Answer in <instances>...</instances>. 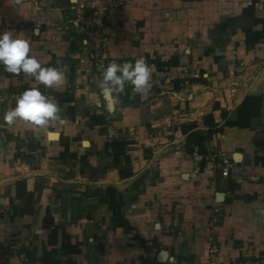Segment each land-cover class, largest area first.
Instances as JSON below:
<instances>
[{"label": "crops", "instance_id": "obj_1", "mask_svg": "<svg viewBox=\"0 0 264 264\" xmlns=\"http://www.w3.org/2000/svg\"><path fill=\"white\" fill-rule=\"evenodd\" d=\"M114 1L107 60L143 56L154 73L110 112L65 20L74 0H0V33L65 74L49 89L0 66V95L39 87L64 121L9 126L16 102L0 104V264H208L213 242L221 261L264 258V0ZM248 95L255 127L225 125Z\"/></svg>", "mask_w": 264, "mask_h": 264}, {"label": "clouds", "instance_id": "obj_2", "mask_svg": "<svg viewBox=\"0 0 264 264\" xmlns=\"http://www.w3.org/2000/svg\"><path fill=\"white\" fill-rule=\"evenodd\" d=\"M19 4L21 0H14ZM30 38L23 33L13 36L12 30L0 33V66L4 71L25 79H34L37 85L53 89L60 87L65 74L59 67H45L32 54ZM154 66L148 64L143 56L136 58L134 64L127 62L117 64L111 62L107 67L102 66V81L99 85L102 93L111 97L108 110L111 112L123 93L126 85H131L133 92L145 95L150 91ZM115 94V95H113ZM17 121H23L36 127L48 128L57 122L63 123L61 108L51 97L31 87L16 97L15 107L4 115V122L12 126ZM87 144V142H84Z\"/></svg>", "mask_w": 264, "mask_h": 264}, {"label": "built area", "instance_id": "obj_3", "mask_svg": "<svg viewBox=\"0 0 264 264\" xmlns=\"http://www.w3.org/2000/svg\"><path fill=\"white\" fill-rule=\"evenodd\" d=\"M119 3L114 0H74L71 3L70 11L65 14L67 23H77L81 30L86 35V41L93 49V57L96 65L107 67L111 62L117 64H124L129 61H109L106 58V51L108 48V38L105 35L106 18L108 16L109 8L116 6ZM65 27H68V24ZM132 63V62H131ZM24 92L19 89L9 95H0V104L4 101L16 102V97ZM228 167L223 168V174L227 175ZM219 247L215 242L209 248L208 264H264V258H252L243 260H227L221 261L219 257ZM170 264H195L188 261L172 260Z\"/></svg>", "mask_w": 264, "mask_h": 264}, {"label": "trees", "instance_id": "obj_4", "mask_svg": "<svg viewBox=\"0 0 264 264\" xmlns=\"http://www.w3.org/2000/svg\"><path fill=\"white\" fill-rule=\"evenodd\" d=\"M259 95H248L244 99V101L237 107L236 109V115L227 119L225 125L227 126H237V127H255L252 123L251 119L247 115V109L248 106L253 103L257 98H260ZM224 116H227L226 113H224ZM93 118V116H92ZM99 121H102V119H99ZM205 124H207L210 127L209 133L212 135L214 133H221L223 132L224 126H218V123L215 122L214 115L209 114L206 115L204 118ZM50 221V219H49Z\"/></svg>", "mask_w": 264, "mask_h": 264}]
</instances>
